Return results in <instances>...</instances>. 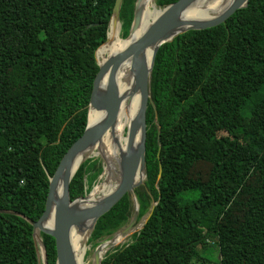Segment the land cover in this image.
Wrapping results in <instances>:
<instances>
[{"label": "trees", "instance_id": "16d2710c", "mask_svg": "<svg viewBox=\"0 0 264 264\" xmlns=\"http://www.w3.org/2000/svg\"><path fill=\"white\" fill-rule=\"evenodd\" d=\"M114 1L0 0V209L12 211L0 212V264H38L25 217L39 218L49 177L85 128ZM134 2L122 0L121 28ZM149 90L145 177L133 190L134 223L147 220L100 264H264V0L161 44ZM248 106L262 119L245 115ZM101 171L99 158L84 159L70 198ZM133 207L125 193L89 241L125 226ZM40 236L55 264L54 238Z\"/></svg>", "mask_w": 264, "mask_h": 264}, {"label": "water", "instance_id": "95a60500", "mask_svg": "<svg viewBox=\"0 0 264 264\" xmlns=\"http://www.w3.org/2000/svg\"><path fill=\"white\" fill-rule=\"evenodd\" d=\"M137 1L138 0L134 3L130 30L125 38H127L131 31L139 25L140 17L136 11ZM197 1L198 0H176L164 7L157 8L159 13L137 38L128 42L119 51L107 55L102 62L98 61L96 52L97 49L107 41V34L105 41L95 50L94 56L99 68L92 83L87 106L85 128L82 134L63 154L53 174L49 177L44 210L39 218L31 220L25 217L32 225V235L37 249L38 264H47L45 245L40 233L50 235L54 238L56 250L55 264H77L71 243V230L73 228L81 230L80 228L83 223L89 221L90 225L88 231L90 232L97 219L106 213L125 193H129L132 197L134 211L128 224L120 231L125 233V231L131 229L138 210V203L133 190L143 182L145 177V116L147 104L152 101L149 90L150 72L159 46L165 42L171 41L176 35L185 31L205 29L223 23L237 9L247 6L249 0H232L224 10L210 18L182 19V11L195 4ZM121 3L122 0L114 1L111 18L108 23V30L110 27L116 28L118 23H120L119 8ZM146 48H152V50L149 57V64L145 67L142 65L139 56ZM128 57H130V67L134 73L133 88L139 92V104L135 114L126 125L125 146L124 149L119 152L115 168L117 175L116 183L110 191L102 193L94 199L88 197L89 193L71 199L69 195L70 180L82 161L90 155L82 156V158L78 160L79 157L89 149L98 145L103 135L107 130L112 129L116 122L122 95L117 89L115 75L120 64ZM103 76H106V81L104 86L101 87L100 81ZM89 108L103 111L101 118L90 124L88 123ZM100 157L103 158V155L100 154ZM160 170L161 167L159 162L157 179L160 176ZM139 172H142L144 177L136 179ZM59 183L61 190L60 193L57 194L56 188ZM86 199L88 202L82 205L75 203L77 200ZM155 203L156 202H154L153 205ZM0 212L12 211L0 209ZM19 215L23 216L22 214ZM50 215L53 216L52 226L46 227L44 223ZM146 220L147 218L143 220V223L146 222ZM141 226L138 229H140ZM113 246L114 245L111 244L103 245L101 253L103 254L107 249ZM101 253H97L96 250L93 252L94 264H100L102 258Z\"/></svg>", "mask_w": 264, "mask_h": 264}, {"label": "bare ground", "instance_id": "6f19581e", "mask_svg": "<svg viewBox=\"0 0 264 264\" xmlns=\"http://www.w3.org/2000/svg\"><path fill=\"white\" fill-rule=\"evenodd\" d=\"M232 0H198L195 4L185 8L182 13V19H206L212 16L219 14L222 10H224ZM136 11L140 17L139 23L144 21L143 25L140 26L137 30H132L130 35L127 38H122L120 36V23L116 26V28L110 27L107 33V41L105 42L102 49L97 51L96 56H98L101 52L105 50V57L109 54H112L116 51L122 49L128 42L134 40L133 36L136 38L143 32V30L148 26V24L156 17L159 13V10L154 4L153 0H138L136 3ZM152 48L144 49L139 58L141 63L144 65L145 58L149 57ZM149 56V57H148ZM130 57L126 58L118 67L115 82L117 85V89L119 93L122 95V100L119 105L117 119L112 129L107 130V132L103 135L100 143L96 145L97 150L94 148L89 149L87 152L82 154L78 160L85 155H95L102 154L104 160V171L103 175L105 176V180L101 185L94 186L92 190L89 192V198L94 199V194L99 193H107L110 191L116 181L114 183L110 182V177L113 172H115V168L117 165V160L119 156V152L124 149L125 146V135L123 134L125 126L128 124L130 118L135 114L138 104H139V92L131 87L130 82L134 85V73L130 67ZM147 64V65H148ZM146 67V66H145ZM106 81V76H103L100 84L101 87L104 86ZM133 88V89H132ZM97 110L93 108H89L88 110V123H93L97 121L103 115V111L99 110L96 115ZM77 160V161H78ZM116 173V172H115ZM144 174L139 172L137 174L136 179L143 178ZM100 186V188H99ZM61 190L60 183L57 185L56 193L59 194ZM87 199L83 200L82 204L87 203ZM53 222V216L50 215L49 218L45 221L44 225L46 227H51ZM90 225L89 221H86L81 226V230L77 228H73L71 230V243L73 246V250L75 253L77 264H87L84 261V251L85 247V237L86 232L88 231V227ZM132 231V230H131ZM130 234V233H129ZM38 236V235H37ZM127 234L123 231H117L112 237L110 244L117 245L127 238ZM129 237V236H128ZM96 252L101 253L103 250V245L96 247ZM102 254V253H101ZM93 262V261H92Z\"/></svg>", "mask_w": 264, "mask_h": 264}, {"label": "rangeland", "instance_id": "374dc122", "mask_svg": "<svg viewBox=\"0 0 264 264\" xmlns=\"http://www.w3.org/2000/svg\"><path fill=\"white\" fill-rule=\"evenodd\" d=\"M136 1V0H135ZM154 1V4L157 8H161L160 6H157L155 0ZM135 3V2H134ZM131 24V23H130ZM141 25V23H139V25L135 28V30H137ZM129 30H130V25H124L122 28H121V22H120V36L122 38L125 39V37H123V35H128L129 33ZM136 37L133 36V39H135ZM149 57V56H148ZM144 62V65L147 66V62H148V58H145V60L143 61ZM130 85L131 87H133L132 85V82H130ZM133 89V88H132ZM261 110L258 109V108H254L253 110H250L249 106L246 108H244V114L245 115H250L252 118H254L255 120H261L262 119V115H261ZM125 131H126V126L124 128V131H123V134L125 135ZM95 150H97V147H95ZM89 157H97L99 158V160L101 161V173H95L93 174L92 178L90 181L87 182V193H89L92 188L94 186H97V185H101L104 180H105V176L103 175V171H104V160L102 157H100V154H95V155H90ZM89 157H86V158H89ZM116 178H117V175L115 172H113L112 176L110 177V182L111 183H114L116 181ZM100 188V186H99ZM101 194L99 193H96L94 194V197L96 198L97 196H100ZM133 211H134V207L132 208V214H133ZM102 216V215H101ZM100 216V217H101ZM131 219V217H130ZM145 219V218H144ZM144 219H139L137 222L133 223L132 227L130 230H127L125 231V234H127V238L125 240H123L122 242L118 243L117 245L123 243V242H128L129 239H130V235L132 232L136 231L143 223V220ZM129 222V221H128ZM128 224V223H127ZM125 224V226L127 225ZM95 226V225H94ZM125 226H122L121 228H119L117 231H120L122 230ZM94 229V227L91 229V231H87L86 232V237H85V247H86V250L84 251V261L87 263V264H94V259H93V252L95 251V248L96 246H101V245H106V244H110V241H111V237L117 232L115 231L114 233L106 236L103 240L101 241H89L90 240V235L92 233V230ZM132 230V231H131ZM89 232V233H88ZM196 232L200 235L201 232L200 231H197ZM130 233V234H129ZM206 239H207V243L213 245V243L215 242L216 240V236H215V233L214 232H209L206 236ZM100 244V245H99ZM115 246V245H114ZM93 261V262H92ZM196 264H215L214 262H211V263H206V262H197Z\"/></svg>", "mask_w": 264, "mask_h": 264}, {"label": "flooded vegetation", "instance_id": "af4514ba", "mask_svg": "<svg viewBox=\"0 0 264 264\" xmlns=\"http://www.w3.org/2000/svg\"><path fill=\"white\" fill-rule=\"evenodd\" d=\"M140 23H141V25H143L144 21H142V22H140Z\"/></svg>", "mask_w": 264, "mask_h": 264}]
</instances>
